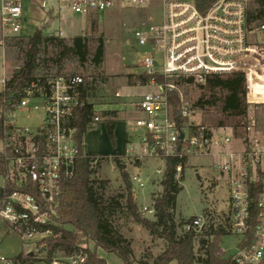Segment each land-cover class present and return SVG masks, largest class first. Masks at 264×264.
<instances>
[{
	"label": "built area",
	"instance_id": "obj_1",
	"mask_svg": "<svg viewBox=\"0 0 264 264\" xmlns=\"http://www.w3.org/2000/svg\"><path fill=\"white\" fill-rule=\"evenodd\" d=\"M116 1L123 6L149 3L0 0V44L9 37H27L35 29L51 27L55 17L63 13L104 12ZM158 1L157 17L135 27L132 35L139 74L150 76L145 81L137 76V84L153 85L159 90L145 92L132 103L139 114L125 120L129 138L123 155L157 158L164 161L165 167V159L170 156L186 160L215 153L211 168L223 178L227 189L225 234L231 233L236 239L233 248L220 249L219 257L224 264H264V114L255 112V107L264 102L253 97L263 95L253 92V83L261 81L258 74H264V21L256 25L249 20L254 0ZM52 34L62 36L63 32ZM214 73L244 76L247 111L242 135L234 136L232 132V137L221 136L214 128L194 122L190 106L181 97L176 108L171 105L169 93L176 88L167 80L181 76L202 83ZM155 76H162L166 82L157 81ZM7 79H1V90L6 89ZM82 82L79 74L37 76L17 91V100L0 105V158L4 164L0 187L11 188L0 204V221L26 245L21 253L31 257L21 261L17 255L8 257L0 250V264H87L88 255L82 250L63 257L53 255L50 260L35 253L39 241L58 236L63 228L57 220L60 186L74 176L80 155L76 129L69 122L83 104ZM114 96L121 94L115 91ZM38 110L41 115L32 125L19 122L23 115ZM98 120L94 115L91 125ZM234 143L237 145L232 148ZM80 144L83 154L88 153L84 135ZM96 161L97 157L91 165ZM163 169L158 167L155 172L162 174ZM182 169L180 163L175 166L177 180ZM131 180L142 186L137 176ZM142 210L147 211V206ZM205 223L202 214L195 215L181 224V232L192 230L196 237L205 229Z\"/></svg>",
	"mask_w": 264,
	"mask_h": 264
},
{
	"label": "rangeland",
	"instance_id": "obj_2",
	"mask_svg": "<svg viewBox=\"0 0 264 264\" xmlns=\"http://www.w3.org/2000/svg\"><path fill=\"white\" fill-rule=\"evenodd\" d=\"M158 8V0H149L147 5L142 6H123L116 1L112 8L104 12H92L84 15L85 25L81 16L66 12L61 14L59 18L55 17L51 27L42 30L45 35H51V33H56L57 30H62L63 34L59 37H63L66 43H70L74 35H85L88 38V59L85 63L81 65L73 58L66 59L62 63L60 73L84 75L91 82L92 87L89 96L86 97V102L92 104L93 113L100 120L90 125V128L84 134L85 148L89 153L104 155L96 166L97 170L94 177L106 181L104 188L106 197L125 193L126 186L121 170L111 156L116 152L107 153L109 146L112 148L113 146L107 133L105 135L104 124H99L101 112L105 109H115L117 119H120L121 116L131 119L139 114L133 110L132 103L145 92L159 90L158 87L153 85L137 84L140 69L135 63L136 53L133 47L134 39L132 35L135 27L142 23L151 22L157 17ZM25 31L27 34L29 33L26 28ZM100 35L104 41L103 60L99 65H93L90 62V57ZM261 38L264 43V31L261 32ZM49 54L48 51L47 55ZM18 57H21V54L15 46V39L13 37L6 38L3 45L0 44V91L2 89L1 79L4 76H9L13 67L21 63ZM48 69L50 74L56 73V66L50 61ZM258 77L261 81H254L253 92L262 93L263 95L259 97L253 95V97L264 102V74H258ZM167 81L173 82L172 79ZM175 88L174 91L177 97H181L190 106L194 122L214 128L217 134H221V136L232 137L230 127L216 126V122L220 118L216 106H206L204 108L194 106L198 98L205 99L208 97L209 92L206 88L198 86L195 82L175 85ZM115 91H119L121 96H114ZM255 112L264 114V105L256 106ZM40 115V110L32 111L23 115L19 122L32 125L36 122L34 118ZM237 132L238 135H242L241 126L237 128ZM233 135L236 136L234 133ZM236 145L234 143L232 148ZM213 151L216 152L215 149ZM215 158V153L206 156H190L185 160L182 172L177 176L181 189L176 195L173 209L175 222L182 224L189 218L199 214H202L206 219L205 229L198 233L194 239L195 250L199 247V238H210L205 235L210 226L216 227L217 224H221L226 227L227 224V189L223 178L218 176L216 171L211 168V162ZM119 159L124 163L122 172H125L131 181V194L141 216L154 219L152 199L156 197L162 188L160 185L161 174L155 172V169L158 167L163 169L164 161L152 157L136 158L130 155H121ZM133 175L140 179L142 186L132 182ZM1 183L2 178L0 176V185ZM120 201L124 205L125 199L121 198ZM143 206H147V211L142 210ZM110 220L116 229L129 240L134 264H153L156 256L164 249V239L150 234L145 227L136 223L124 206L117 209ZM59 226L72 229L67 224L61 223ZM180 231L181 228L178 227L177 232ZM83 243L103 258L106 264H123L117 255L108 253L101 248L94 249L93 243L85 238H83ZM218 245L220 249H230L236 245V239L233 234L226 233L221 236ZM26 248L19 237L15 233L7 231L0 221V250L6 256L14 257ZM38 250L39 248L35 253L39 257L46 256V250ZM53 255L63 257L64 253L57 250ZM168 264H175V262L172 260Z\"/></svg>",
	"mask_w": 264,
	"mask_h": 264
},
{
	"label": "trees",
	"instance_id": "obj_3",
	"mask_svg": "<svg viewBox=\"0 0 264 264\" xmlns=\"http://www.w3.org/2000/svg\"><path fill=\"white\" fill-rule=\"evenodd\" d=\"M249 10V20L256 25L264 21V0H254ZM15 46L18 48L21 57L19 65H15L10 72L6 89L0 91V105H7L9 100H17V91L21 90L37 76L42 77L48 74L49 61L56 66V74L60 73L63 61L75 59L81 65L88 59L87 36L74 35L70 43H66L63 37L56 35H45L41 30L35 29L27 37H13ZM48 51L50 52L47 55ZM104 41L100 35L97 44L90 57L93 65H99L103 60ZM83 82L80 85V96L83 104L77 107L74 117L69 124L75 127V138L80 145V155L76 161L75 174L72 178L64 181L60 186V199L58 206L57 220L67 224L72 229L61 228L58 236H51L39 241V250H46V260H50L54 252L61 250L64 254H72L80 250L88 255L87 264H106L105 260L99 257L95 251L83 243V238L93 243L94 249L101 248L108 253L117 255L123 264H134L131 245L114 226L110 217L117 209L125 207L131 218L138 224L145 227L152 235L164 239L165 246L153 261V264H168L174 261L175 264H224L220 258L218 242L225 229L221 224L216 227L210 226L205 233L210 238L201 237L198 240L199 247L194 249V232H177L181 224H177L173 217L176 195L181 189L178 180L175 178V166L184 165L185 158L170 156L165 159V167L161 174V191L152 200L154 219H147L141 216L137 205L131 194V181L125 172L124 163L119 159V154L112 156L125 182V193L106 197L104 188L106 181L94 177L96 166L104 155L82 152L81 139L90 128L94 113L92 104L86 102L92 87L87 76L82 75ZM141 81L147 80L150 76L139 74ZM159 82H166L162 76H155ZM173 83L177 86L182 83H193L192 77H175ZM196 83V82H195ZM208 90L207 98H198L194 106L204 108L217 107L220 118L216 122L217 127H230L235 135H238L237 128L242 126L246 116L247 104L244 100V76L242 73L209 74L204 82L196 83ZM169 99L173 108L179 105V99L173 90L169 93ZM4 101V102H3ZM101 120L104 123L110 143L115 147L114 130L117 122V111L105 109L101 112ZM97 157L95 165L91 161ZM4 171V164L0 158V173ZM181 180V179H180ZM9 186L0 187V204L5 195L10 192ZM124 198L122 205L120 199ZM192 218V217H191ZM189 218L188 220H190ZM57 230V228H54ZM85 244V245H83ZM21 261L31 260L30 256L17 254Z\"/></svg>",
	"mask_w": 264,
	"mask_h": 264
},
{
	"label": "crops",
	"instance_id": "obj_4",
	"mask_svg": "<svg viewBox=\"0 0 264 264\" xmlns=\"http://www.w3.org/2000/svg\"><path fill=\"white\" fill-rule=\"evenodd\" d=\"M73 15H79V14H73ZM79 16H81L82 21L84 20V25H85V17H84V15H79ZM125 120H126V117H124V116H121L120 119H117L116 127H115V130H114L115 143L116 144H115V147H113V148L111 146H109V150L107 151V153L116 152L120 156L123 155V151H124L125 145H126V143L128 141V138H129L126 135ZM99 124L102 125L104 123L102 121H100ZM104 131H105V129H104ZM105 135H106V131H105ZM109 145H110V143H109ZM101 155H103V154H101Z\"/></svg>",
	"mask_w": 264,
	"mask_h": 264
},
{
	"label": "water",
	"instance_id": "obj_5",
	"mask_svg": "<svg viewBox=\"0 0 264 264\" xmlns=\"http://www.w3.org/2000/svg\"><path fill=\"white\" fill-rule=\"evenodd\" d=\"M180 137H182V134H180Z\"/></svg>",
	"mask_w": 264,
	"mask_h": 264
}]
</instances>
